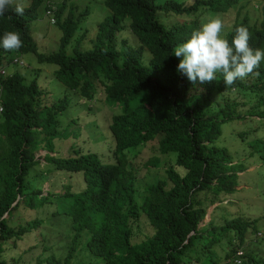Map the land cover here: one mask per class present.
<instances>
[{"label": "trees", "instance_id": "obj_1", "mask_svg": "<svg viewBox=\"0 0 264 264\" xmlns=\"http://www.w3.org/2000/svg\"><path fill=\"white\" fill-rule=\"evenodd\" d=\"M237 1L106 0L111 14L100 22L92 48L76 46L71 55L66 49L80 26L71 0L57 1L55 16L63 34L59 50L50 54L38 51L31 30L45 0L22 5L23 15L15 12L16 3L8 6L0 16V36L5 31L17 32L23 46L11 51L0 46V70L33 52L40 63L58 66L55 76L67 90L86 99L105 92L122 110L113 115L110 125L113 162H103L96 153L81 149L75 156L52 155L53 140L61 133V116L76 99L71 101L68 95L46 101L37 76L27 81L16 71L0 73V264H14L2 255L3 250L12 248L9 241H15L17 247L19 240L42 223L39 219L26 223L14 220L22 204L34 206L36 201L43 204L49 198L26 179L31 168L41 163L36 157L39 150L47 151L45 159L55 168L82 172L86 187L77 193L60 194L73 197L65 212L73 224L68 254L62 258L40 256L37 264H75L81 250L102 259L103 264H264L263 259L247 256L241 248L247 234L255 230L257 219L219 209L238 190L237 176L246 168L216 143L222 123L243 115L236 116L232 106H219L214 99L217 92L221 97L235 88L263 91L264 61L232 86L225 85L219 73L212 82L193 85L176 71L179 58L173 54L174 48L200 27V15L226 11ZM158 13H172L184 20L167 24ZM127 19L138 45L127 41L119 44L118 36ZM238 26L248 29L250 47L264 50V20L255 24L248 15L238 18L225 36L229 42ZM257 103L249 113L264 117L259 106L264 104V95ZM153 139L158 140L157 155H172L174 160L166 169L168 181L155 175L140 185L141 169L125 151L136 148L142 152ZM152 162L155 168L160 166L159 157ZM40 174L44 172L34 178ZM150 182L154 183L148 185ZM216 203L212 215L222 213L225 221L220 224L212 216L201 226L208 209ZM142 214L150 227L136 241L134 225ZM16 264L30 263L19 257Z\"/></svg>", "mask_w": 264, "mask_h": 264}, {"label": "rangeland", "instance_id": "obj_2", "mask_svg": "<svg viewBox=\"0 0 264 264\" xmlns=\"http://www.w3.org/2000/svg\"><path fill=\"white\" fill-rule=\"evenodd\" d=\"M31 1L13 0V3L28 5ZM49 1L51 0H45L39 7L38 18L31 23L32 35L37 43V49L39 52L46 54L59 50L60 37L63 34L61 26L51 23L49 16L46 14V6ZM71 1L76 7L75 18L80 20V26L66 49L70 55L73 54L76 46H79L78 48L82 50L91 49L100 22L111 14V10L105 3L106 0ZM182 1L191 3L192 0ZM84 10H87L88 13L83 14ZM246 15L250 17L252 23L260 24L264 20V0H238L226 11H220L216 14H202L198 19L201 24L209 16H219L224 21L223 34L226 36L238 18H243ZM158 17L167 24L184 20L183 17H177L172 13H158ZM123 24L127 26L119 33V44L121 45L123 41H127L128 44L138 45L139 41L136 35L128 27L129 19L125 20ZM21 56L26 66H20L22 67L20 68L10 63L8 64V66L11 65L9 70L23 74L27 81H31L33 77L37 76L40 86L44 89V95L48 93L46 101H56L68 95L71 101L72 98L76 99L61 116V126L59 128L61 133L59 137L53 140V147L55 146L56 152L54 154L58 156H75L79 152L77 149H81L85 153H96L103 162H113L115 160L114 139L110 125L113 121V115L121 112V105L109 100L105 92L95 95L93 98H81L69 89L67 90V87L55 76V71L58 69L56 64L40 63L37 55L33 52ZM149 57L150 53L147 51L145 53L146 62L149 61ZM263 95L264 90L251 92L235 88L222 94L221 97L217 92L214 99L219 106H225L226 104L232 106V111H236L235 115H243L242 118H235L222 123V133L216 143L221 149L229 151L235 163H243L246 168L244 171L239 172L237 176L238 190L229 195L223 204H220L219 209H226L228 213L233 215L257 219V222L253 225L255 230L247 234V240L241 248L247 256L251 255L264 260V117L262 115L252 117L249 113V110H252L258 104L257 101ZM26 104H30L29 99L26 100ZM259 106L261 111L264 110V104ZM157 148L158 140L153 139L142 152L136 148L125 151L127 155L133 158L131 161L141 169L139 171L140 178H138L140 185H144L155 175L168 181L166 169L170 164L172 165L174 157L172 155H157ZM46 153L47 151L44 150L37 152L36 157H41V163L31 168L30 175L26 179L33 187L40 188L43 195L49 194V198L43 204H37V201L34 206L33 203L31 205L22 204L15 211L14 218L15 221L20 223L35 221V219L41 220L42 223L19 240L17 247H15V241L8 242V245H11L12 248L3 250L2 255L6 257L7 261H14V264L17 263L19 257H22V260H28L30 264H37L40 256L65 257L71 244L73 224L71 217L65 212L70 209L73 197H62L60 194L65 191L77 193L83 190L86 187L84 174L55 168L51 163H46L44 158ZM136 154L138 156L134 158ZM154 157H159V167H154L152 162ZM43 172L44 175L40 174L38 178H34L37 173ZM153 183L150 182L148 185ZM218 204L210 206L201 226L207 224L212 216H216L214 220L220 224L225 221L222 213L212 215L214 207ZM15 224L16 222H12V225ZM149 227L150 222L147 216L142 214L139 221L134 225V240L142 239ZM258 232H262L263 235H258ZM222 247L225 248L226 246ZM78 253L79 251L76 255ZM92 260L96 262L94 264H103L102 259L89 256L87 251L81 250L75 258V264H92ZM230 264L232 263L230 262Z\"/></svg>", "mask_w": 264, "mask_h": 264}, {"label": "clouds", "instance_id": "obj_3", "mask_svg": "<svg viewBox=\"0 0 264 264\" xmlns=\"http://www.w3.org/2000/svg\"><path fill=\"white\" fill-rule=\"evenodd\" d=\"M57 1H49L50 8H48V4L46 6V14L53 24H58L55 16ZM12 3L13 0H0V16L5 14L8 6ZM14 10L19 15L24 13V8L20 4H17ZM224 27V21L219 16H209L205 18L199 28L191 32L189 38L174 48L173 54L179 58L176 71L181 76H185L193 85L197 82L200 84L212 82L217 79L219 73L223 76L224 84L232 86L237 80H242L252 74L264 61V50L253 49L249 46L250 33L245 26L235 28V35L231 42L223 34ZM0 46L11 51L19 50L23 44L19 33L5 31L0 36ZM16 63L26 65L22 57L14 60L11 64ZM10 66L7 64L0 70V73H11ZM0 105L3 107L1 103ZM251 116L257 117L252 114ZM54 153L56 152H53L52 155H56ZM37 158L41 159V157ZM46 163L48 162L46 161ZM258 235L261 236L263 233L258 232Z\"/></svg>", "mask_w": 264, "mask_h": 264}, {"label": "built area", "instance_id": "obj_4", "mask_svg": "<svg viewBox=\"0 0 264 264\" xmlns=\"http://www.w3.org/2000/svg\"><path fill=\"white\" fill-rule=\"evenodd\" d=\"M49 13H51V11H49ZM52 21H54V19H52ZM2 72H4V70H2ZM2 106L0 105V111H2ZM239 255H242L243 254V251H239L238 252Z\"/></svg>", "mask_w": 264, "mask_h": 264}, {"label": "water", "instance_id": "obj_5", "mask_svg": "<svg viewBox=\"0 0 264 264\" xmlns=\"http://www.w3.org/2000/svg\"><path fill=\"white\" fill-rule=\"evenodd\" d=\"M193 234V233H192Z\"/></svg>", "mask_w": 264, "mask_h": 264}]
</instances>
